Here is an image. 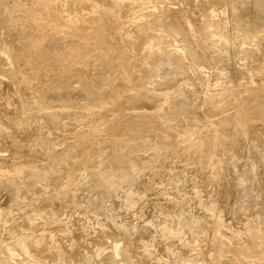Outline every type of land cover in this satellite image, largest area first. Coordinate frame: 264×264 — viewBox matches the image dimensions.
I'll list each match as a JSON object with an SVG mask.
<instances>
[{
  "label": "rangeland",
  "instance_id": "obj_1",
  "mask_svg": "<svg viewBox=\"0 0 264 264\" xmlns=\"http://www.w3.org/2000/svg\"><path fill=\"white\" fill-rule=\"evenodd\" d=\"M0 6V264H264V0Z\"/></svg>",
  "mask_w": 264,
  "mask_h": 264
},
{
  "label": "bare ground",
  "instance_id": "obj_2",
  "mask_svg": "<svg viewBox=\"0 0 264 264\" xmlns=\"http://www.w3.org/2000/svg\"><path fill=\"white\" fill-rule=\"evenodd\" d=\"M81 1V0H80ZM13 3V2H12ZM98 3V2H97ZM14 4V3H13ZM90 4V3H89ZM88 4V5H89ZM227 4V3H226ZM232 4V3H231ZM1 6H2V3H1ZM0 6V7H1ZM7 7V6H6ZM220 14V13H219ZM104 16V15H103ZM90 17H91V15H90ZM101 17H102V15H101ZM212 17V16H211ZM75 20V19H74ZM58 21V20H57ZM83 21V20H82ZM9 22V21H8ZM62 25V24H61ZM88 25V24H87ZM94 25V24H93ZM54 27V26H53ZM73 28V27H72ZM207 28V27H206ZM105 29V28H104ZM109 31V30H108ZM239 32V31H238ZM85 33H86V31H85ZM93 33V32H92ZM2 40V39H1ZM84 40V39H83ZM152 40V39H151ZM85 41V40H84ZM1 47H3V46H0V48ZM109 47V46H108ZM5 48V47H4ZM7 49V48H6ZM8 50V49H7ZM6 51V50H5ZM105 51V50H104ZM108 51V50H107ZM1 52V51H0ZM6 53V52H5ZM8 53V52H7ZM3 54V53H2ZM6 55V54H5ZM8 55V54H7ZM12 55V54H11ZM14 55V54H13ZM12 55V56H13ZM7 57V56H6ZM129 58V57H128ZM4 59H6L7 60V58H4ZM77 59V58H76ZM75 61V60H74ZM73 61V62H74ZM81 61V60H80ZM7 64V63H6ZM5 64V65H6ZM199 68V67H198ZM15 69V68H14ZM10 71V70H9ZM198 73V72H197ZM5 75V74H4ZM202 75V74H201ZM204 75V74H203ZM199 77V76H198ZM27 81V80H26ZM28 82V81H27ZM17 84V83H16ZM24 84V83H23ZM29 86V85H28ZM36 94V93H35ZM14 95V94H13ZM181 95V94H180ZM19 97V96H18ZM36 97V96H35ZM176 97V96H175ZM12 98V97H11ZM171 98V97H170ZM20 100H21V98H19ZM31 99V98H30ZM40 99V98H39ZM28 100V99H27ZM31 101V100H30ZM40 101V100H39ZM169 101V100H168ZM34 102V101H33ZM41 102V101H40ZM20 103V102H19ZM170 104V103H169ZM10 105V104H9ZM25 105V104H24ZM28 105V104H27ZM23 107V106H22ZM36 107V106H35ZM9 108V107H8ZM29 109V108H28ZM35 111V110H34ZM8 121V120H7ZM209 122V121H208ZM5 123V122H4ZM9 123V122H8ZM24 126V125H23ZM213 126V125H212ZM2 128V127H1ZM15 130V129H14ZM205 130V129H204ZM206 131V130H205ZM4 135V134H3ZM10 139V138H9ZM32 146V145H31ZM32 149V148H31ZM43 149V148H42ZM49 153V152H48ZM51 153V152H50ZM53 153V152H52ZM1 154V153H0ZM52 155V154H51ZM52 163V162H51ZM50 163V164H51ZM36 164V163H35ZM46 164V163H45ZM20 165V164H19ZM34 164H32V166H33ZM23 166V165H22ZM25 166V165H24ZM27 166V165H26ZM31 166V167H32ZM35 166V165H34ZM21 167V166H20ZM18 168V167H17ZM30 168V167H29ZM35 168V167H34ZM1 170V169H0ZM22 170V169H21ZM28 170V169H27ZM6 171H8V170H6ZM5 173V172H4ZM4 173H2V174H4ZM27 204V203H26ZM18 206V205H17ZM1 207H2V205H1ZM10 208V207H9ZM8 208V209H9ZM1 209V208H0ZM7 209V208H6ZM20 209V208H19ZM15 210V209H14ZM31 210H34V209H31ZM30 210V211H31ZM51 210V209H50ZM2 212V210L0 211V213ZM35 212V211H34ZM7 213V212H6ZM20 213H21V211H20ZM36 213H37V211H36ZM4 214H5V212H4ZM29 214V213H28ZM3 215V214H2ZM26 215H27V213H26ZM31 215V214H30ZM35 215V214H34ZM37 215V214H36ZM0 216H1V214H0ZM5 216V215H4ZM20 216V215H19ZM32 216V215H31ZM14 217V216H13ZM30 217V216H29ZM35 218V217H34ZM217 218V217H216ZM221 218V217H220ZM5 219V218H4ZM25 219V218H24ZM24 219H23V221H24ZM28 219H30V218H28ZM57 219H59V218H57ZM56 219V220H57ZM219 219V218H218ZM222 219V218H221ZM1 220V219H0ZM14 219H12V221H13ZM20 220V219H19ZM60 220H61V218H60ZM2 221H4L3 219H2ZM55 221V220H54ZM216 221H217V219H216ZM9 222V221H8ZM7 222V223H8ZM10 223V222H9ZM216 223V222H215ZM1 224H2V222H1ZM12 224V223H11ZM3 226H5V225H3ZM14 226V225H13ZM262 226H264V225H262ZM251 227H249L247 230H249ZM254 228H256L257 230H258V233H260V234H264V233H262V232H264V229H262V228H259V227H254ZM12 229V228H11ZM11 229H10V231H11ZM22 229V228H21ZM27 229V228H26ZM165 230V229H164ZM253 231H255V230H253ZM165 232V231H164ZM252 232V231H251ZM248 233H250V232H248ZM23 234V233H22ZM3 235V234H2ZM7 235H8V232H7ZM12 235V234H11ZM251 235V234H250ZM254 235V234H253ZM258 235V234H257ZM27 236V235H26ZM25 236V237H26ZM30 235H28L27 237H29ZM261 237H262V235H261ZM261 237H260V239H261ZM13 238V237H12ZM19 238H20V236H19ZM32 238V237H31ZM253 238V237H252ZM262 238H264V237H262ZM30 239V238H29ZM36 239V238H35ZM31 240V239H30ZM33 240H34V238H33ZM1 241V240H0ZM24 241V240H23ZM25 241H26V239H25ZM259 241V240H258ZM3 242V241H2ZM19 242V241H18ZM32 242V241H31ZM34 242V241H33ZM32 242V243H33ZM38 242V241H37ZM260 242V241H259ZM22 243H24V242H22ZM29 243V242H28ZM21 244V243H20ZM29 244H31V243H29ZM2 245V244H1ZM8 245V244H7ZM4 246V245H3ZM25 246H27V248H28V245L26 244L25 245V243L24 244H22V248L23 249H26V247ZM10 247V246H9ZM2 248V247H1ZM11 248V247H10ZM6 250V249H5ZM22 250V249H21ZM28 250V249H27ZM26 251V250H25ZM24 251V252H25ZM29 251V250H28ZM100 251V250H99ZM12 252V251H11ZM27 252V251H26ZM7 253V252H6ZM29 253V252H28ZM257 253V252H256ZM1 255V254H0ZM29 255V254H28ZM30 256V255H29ZM35 258V257H34ZM8 259H10V258H8ZM254 259V258H253ZM1 260V259H0ZM3 260V259H2ZM12 260V259H11ZM10 260V261H11ZM35 260V259H34ZM22 262V261H21ZM10 263V262H9ZM38 263V262H37ZM7 264V263H6Z\"/></svg>",
  "mask_w": 264,
  "mask_h": 264
}]
</instances>
